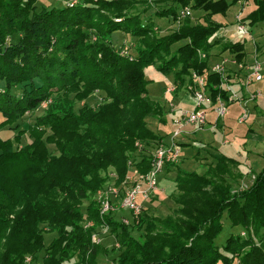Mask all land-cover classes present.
Listing matches in <instances>:
<instances>
[{
	"label": "trees",
	"instance_id": "trees-1",
	"mask_svg": "<svg viewBox=\"0 0 264 264\" xmlns=\"http://www.w3.org/2000/svg\"><path fill=\"white\" fill-rule=\"evenodd\" d=\"M38 1L0 0V127L17 125L28 112L47 105L51 94H64L30 123V143L19 145L16 136L15 146L0 138V264H100L101 257H112L114 264H237V257L240 264H264V168L251 187L234 191L230 180L241 166L237 158L219 156L202 174L169 164L166 173L177 170V209L166 217L150 215V201L139 217L101 216L95 199L113 173L121 187L131 159L147 173L152 150L167 137L148 127V118L166 124L167 117L149 96L145 68L158 63L162 73L173 74L170 62L157 59L168 53V45L184 41L172 57L184 69L179 78L174 76L175 85L182 86L184 77L195 73L206 78L214 102L218 96L228 100L222 76L209 66L212 50L221 46V53L229 51L241 63L246 39L210 41L224 24L209 17L225 16L238 0H171L162 10L167 15L156 17L176 22L190 7L205 13V24L188 20L168 38L129 55L121 54L123 47L114 49L112 37L118 31H132L133 37L150 34L149 24L127 17L139 5L149 9L147 1L80 0L72 8L67 2L59 7L40 6ZM253 2L255 9L243 16L250 28L264 25V0ZM89 20L95 25L86 24ZM93 29L101 42L91 41ZM80 83L86 95L98 91L104 98L76 113ZM137 142L144 144L142 152ZM225 219L243 232L228 235L221 245L217 240L225 231ZM88 222L93 226L86 228ZM103 229L109 231L104 237ZM95 234L103 240L112 236L116 244L111 250L96 245Z\"/></svg>",
	"mask_w": 264,
	"mask_h": 264
},
{
	"label": "rangeland",
	"instance_id": "rangeland-1",
	"mask_svg": "<svg viewBox=\"0 0 264 264\" xmlns=\"http://www.w3.org/2000/svg\"><path fill=\"white\" fill-rule=\"evenodd\" d=\"M147 1L150 5L149 9L146 8V5H139L136 9L127 13V17L129 18H139L136 22L142 24H149L152 30H150V34L145 37H133L132 31H118L117 34L113 35L114 41V49L124 50L128 48V52L130 54H135L136 51L144 49L146 44H150L152 41L164 40L171 36L174 32H177L181 27L184 26V23L189 20L192 25H204L205 24V13L200 10H192L190 7L186 8L187 10H191L190 15L184 14V11L180 12V16L176 22L172 21L171 18L162 17V10H165L171 6V0H141ZM218 1V0H216ZM230 2L231 0H226ZM65 2H67V6L70 8L77 6L80 0H39L38 4L40 6H59L62 7ZM70 2V3H69ZM91 6V5H88ZM96 9V12L99 11L97 5H93ZM240 6V7H238ZM190 8V9H189ZM241 8V9H240ZM255 9V4L253 0H238L236 5L232 6L226 13L223 15L210 16L212 20L218 23H222L227 25V29L231 32L234 30V26L231 23L234 20V15L238 11L244 15V18L247 14L252 12ZM239 13V14H240ZM156 14H161L156 17ZM139 16V17H137ZM207 18V17H206ZM225 20V22H224ZM116 22H120L121 19H115ZM96 21L89 20L86 24L95 25ZM253 28L252 35L255 38H261L259 40V44H256V53L262 54L264 51V25L260 24ZM88 32V31H87ZM91 32V41L93 43L101 42V37L96 32L95 29ZM93 32V33H92ZM220 40L226 42H234L238 40L237 36L231 35L230 38H220ZM252 37H246L245 43V59L247 57V62L245 59L241 63H237L235 61V54L230 53L229 51L224 54L221 53V46L214 47L212 50L213 57L209 62V66L212 68L216 65L222 66L227 73L231 72V79H228L229 85L232 87L230 80L238 79V85L243 84L242 81L244 77L252 72L249 69L247 72H244V69L247 66L250 67L254 62V45L251 43ZM239 41V40H238ZM182 42L171 43L168 45V53L163 54V59L157 58L161 62H170L169 65L173 66V74H164L159 70L158 63L150 65L145 68V78L149 81L148 91L149 96L152 100L158 102L164 108V117L162 115V119L166 118L167 123L165 124L158 118H148L147 123L149 129L160 136L169 135L170 132L174 131L175 127L173 125V121L171 118L174 117L172 109L178 108V110L182 111H190L196 108L195 100L193 98L192 91L189 87L193 86V74L189 77L185 76L183 79L182 86L178 87L175 85L176 78H179L181 73L183 72V67L180 65L175 66V62L172 61L173 53L176 49L182 44ZM258 42V40H256ZM58 47H60L59 43H57ZM202 59H204L205 55L200 52L199 53ZM223 54V57H221ZM101 57V55H99ZM173 57V58H172ZM236 62V63H233ZM160 64V62H159ZM242 65L244 68L239 67ZM264 74V71H262ZM175 75L176 78L174 77ZM232 80V81H233ZM242 80V81H241ZM192 82V83H191ZM235 82V81H234ZM177 88V91L174 94H167L166 89L174 86ZM257 86H260L261 89H258ZM256 87V88H255ZM79 91H81V97L78 102H75V112L77 113L82 107H90L96 106L98 103H102L104 95L98 91H91V94L86 95L88 91H86L83 83L79 84ZM264 82L260 84H253L250 86V90L254 91L256 97L253 101L248 103V106L245 108L248 110L249 116L244 123H240L239 119L243 112V108H237L236 106L230 107V110L224 120L219 122V125L216 129H211L212 124L216 122L215 115L209 113L207 115L208 121L210 124L206 126V130L198 133H194L195 128L188 127V134L183 137L182 141L186 145V148H183L181 153V157L179 160V164L183 169L189 171H196L199 174L206 172L208 167L211 164H215V160L222 155L226 156H234L241 161V166L236 170H234L235 178L231 181V185L234 191H242L251 187L256 179V174H258L264 168ZM88 90V89H87ZM258 90L262 92L256 93ZM90 92V91H89ZM226 92V91H225ZM64 92L51 94L49 97L48 104L52 102L54 98L58 99L59 96H62ZM71 99L74 98L72 94L69 95ZM244 98V97H242ZM48 104L41 108H39L36 112H28L27 115L23 118V120H19L16 125L15 122H10L5 127H0V138L2 140L10 139L16 146V136L21 138V142L19 145H25L30 143V133L28 132L30 123H35L36 119L46 114ZM238 104V103H237ZM236 105V104H233ZM240 106V104H238ZM173 115V117H172ZM170 117V118H169ZM3 118L0 115V124L2 123ZM19 124V125H18ZM17 127H20L19 129ZM47 133L44 135H48L49 129L45 128ZM209 130V131H208ZM32 131V129H31ZM167 139V137L165 138ZM53 149V146H49ZM242 175V176H241ZM115 173H113L109 180H113ZM177 176V170H174L170 173H166L165 170L161 177H164L162 181H160L161 193L153 197L148 205V213L153 216L158 217H166L172 215L174 211H176L177 206L174 202L176 193V188L174 186L173 180ZM115 180V179H114ZM147 205V203H146ZM145 205V206H146ZM87 206V202L85 205ZM86 207H84L85 209ZM121 215H129V212L124 210L119 212ZM225 231L223 235L217 240V244H221L225 241L228 235L233 234L234 236L241 235L243 230L241 227L231 228L229 222L225 219ZM109 234L108 229L102 230V236H106ZM247 234V233H246ZM243 235L246 237L247 235ZM50 237H47L49 240ZM255 242H258L255 240ZM116 244V240L114 237L109 236V238L102 241V245L104 247H109L111 250V246ZM235 263L240 264V259L237 257L235 259ZM100 264H114L108 258L101 257Z\"/></svg>",
	"mask_w": 264,
	"mask_h": 264
},
{
	"label": "built area",
	"instance_id": "built-area-1",
	"mask_svg": "<svg viewBox=\"0 0 264 264\" xmlns=\"http://www.w3.org/2000/svg\"><path fill=\"white\" fill-rule=\"evenodd\" d=\"M190 15L191 11L187 10L184 14ZM236 27L231 33L224 29H221L216 33L210 41L215 38H230L231 35L237 36L238 40H245L251 33L250 27L243 23V15L240 13L236 16ZM121 54L129 55L128 48L121 51ZM132 59V57H130ZM252 72L246 75L243 79V84L248 87L254 82H263L264 74L262 73V64L256 61L251 68ZM213 73L220 74L223 79L222 88L228 95V100L218 96L214 102L209 90L206 88V78L204 76H197L193 74V86L189 87L192 91L193 98L195 100L196 108L190 111H182L172 109L173 115L171 120L175 127L174 131L170 135L169 142L165 140L161 142L152 150V158L150 162V170L147 173H142L137 167L138 161L131 159L129 161V171L121 184V187L116 185L117 176L106 185L105 188L98 191L95 199L100 205L101 216L108 215L109 213L118 214L121 211H128L133 217H139L143 210L146 202L150 201L156 195L161 193L160 181L161 176L169 164H179L181 153L183 151L182 139L188 134V127L195 128L194 133L202 132L206 130V126L210 124L207 115L212 113L215 115L216 122L210 124V130L216 129L219 122L224 120L228 114L232 104H242L243 98L228 83L227 72L220 66L216 65L212 68ZM176 87L171 86L166 89L167 94H174ZM260 93V92H258ZM43 106L46 107V104ZM244 105L243 112L239 119L240 123H244L248 116V110ZM137 151L142 152L145 148L142 142L135 144ZM123 223L129 224V220L126 218L122 219ZM93 226V222L86 223V228ZM103 241L102 237L95 234L92 237V242L96 245L101 244ZM118 246V245H117Z\"/></svg>",
	"mask_w": 264,
	"mask_h": 264
},
{
	"label": "crops",
	"instance_id": "crops-1",
	"mask_svg": "<svg viewBox=\"0 0 264 264\" xmlns=\"http://www.w3.org/2000/svg\"><path fill=\"white\" fill-rule=\"evenodd\" d=\"M238 7H240V6H238ZM241 9V8H240ZM240 13V11H238L237 13H235V15H234V20H233V22L231 23V25L232 26H234V29H235V27H236V25H235V23H236V16L238 15ZM242 15H243V13H242ZM244 16V15H243ZM224 22H225V20H224ZM227 25H224V28H222V29H224V30H226V31H229L228 29H227ZM251 29V33H250V37H252V41H251V43L254 45V62L252 63V64H254L256 61H258V62H260L261 64H262V67H263V71H264V51H263V53L262 54H260V53H256V44L258 43L259 44V40L261 39V38H255L253 35H252V31H253V28H250ZM234 31V30H233ZM230 32V31H229ZM231 33H232V31H231ZM256 40H258V42H256ZM246 54H247V57H248V53H247V51H246ZM222 56L221 57H223V54H221ZM247 57H246V59H245V61L247 62ZM233 63H236V62H233ZM248 63V62H247ZM248 64H250V63H248ZM242 65H239V67H241ZM241 68H244L243 66L241 67ZM252 68V66L250 67V65H249V67L247 66V68H245L244 69V72H247L249 69H251ZM229 74L231 75L232 73L231 72H229ZM233 75V74H232ZM233 80V79H232ZM232 80H230L231 81V84H233V86H232V89H234L235 91H238V90H240V87L241 86H243L242 84L241 85H238L237 83H238V79H234L233 81ZM235 81V82H234ZM242 81V80H241ZM243 82V81H242ZM264 82V81H263ZM260 83H262V82H260ZM260 83H258V82H254L253 84H260ZM252 85V84H251ZM251 85H249L248 87H245V86H243L244 88L242 89V91L240 92L242 95H243V101H242V104H240V106L237 104V103H235L236 105H231V107H233V106H236L237 108H239L240 109V107H243L244 105L245 106H248V103H250L251 101H253L254 99H255V97H256V94H255V92L254 91H251L250 90V86ZM258 87V89H261V87L260 86H257ZM256 88V87H255ZM264 89V88H263ZM258 92H262L261 90H258L256 93L258 94ZM170 118V117H169ZM207 131V130H206ZM209 131V130H208ZM173 132V131H172ZM172 132H170L169 133V135H166L167 136V139H165V141L166 142H169V140H170V135L172 134ZM229 157H233V158H235L234 156H229ZM238 159V158H237ZM239 160V159H238Z\"/></svg>",
	"mask_w": 264,
	"mask_h": 264
}]
</instances>
